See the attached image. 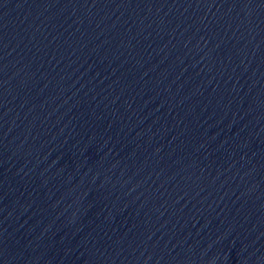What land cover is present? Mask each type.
I'll return each instance as SVG.
<instances>
[{
    "label": "water",
    "instance_id": "water-1",
    "mask_svg": "<svg viewBox=\"0 0 264 264\" xmlns=\"http://www.w3.org/2000/svg\"><path fill=\"white\" fill-rule=\"evenodd\" d=\"M0 264H264V0H0Z\"/></svg>",
    "mask_w": 264,
    "mask_h": 264
}]
</instances>
